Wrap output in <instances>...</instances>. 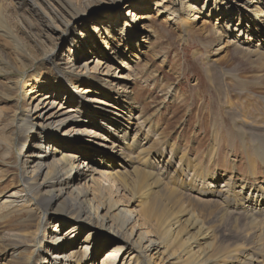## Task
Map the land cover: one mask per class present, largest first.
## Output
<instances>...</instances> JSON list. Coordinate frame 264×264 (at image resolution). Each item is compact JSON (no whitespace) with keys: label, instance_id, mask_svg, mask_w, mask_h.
I'll list each match as a JSON object with an SVG mask.
<instances>
[{"label":"rangeland","instance_id":"1","mask_svg":"<svg viewBox=\"0 0 264 264\" xmlns=\"http://www.w3.org/2000/svg\"><path fill=\"white\" fill-rule=\"evenodd\" d=\"M83 1L0 0V264H27L39 246L43 247V257L34 264H43L44 259V264H54L50 254L55 248L50 238L55 237L56 226L59 227L56 237L62 245L58 250H62L70 247L71 243L65 241L71 239L67 236L76 224L68 219L59 221L63 216L48 211L36 240L39 213L44 214V208L31 207L32 218L24 213L8 219L3 205L24 196L19 193L22 180L18 155L28 137H34L28 143L34 148L36 136H26L14 145H9L8 140L14 117L30 108L37 94L53 96L60 107L68 110L78 106L74 109L78 114L76 121L60 133H52L50 152L53 148L60 154L78 156L85 168L107 176L106 181L114 179L117 189L120 183H125L117 176L119 166L126 170L123 177L131 185L136 183L135 170L140 166L133 165L118 150H108L118 142L122 144L116 126L123 121L108 124L107 118L102 121L101 116L124 111V102L132 111L122 116L139 118L143 133L147 132L149 137L145 155L156 169H164L161 184H167V175L181 168L186 170L190 163L197 169L200 166L204 176L217 175L219 183L236 175L240 180L247 175L243 173L248 168L241 143L264 146V24L247 11L244 0H196L199 19L190 33H186L180 15H172L177 0H119L118 4L107 0ZM259 1L263 7L257 17L264 11V0ZM64 2L77 8L84 17L70 26L55 19L53 7L61 13ZM129 3L136 8L142 6L136 13L144 20L136 27L125 15L128 9L123 7ZM251 23L253 27L248 29ZM101 27L108 32L96 36L95 31ZM215 28L221 31V40L214 36ZM122 39L119 48L117 43ZM224 43L228 46L226 50H222ZM55 63L60 69L81 76L78 86L91 92L85 108L73 95V87L60 85ZM99 65H108L111 73L105 76ZM110 92L112 96L116 92L124 94L120 105L109 106L114 102ZM227 104L230 108L225 107ZM87 115L93 117L91 122L86 121ZM70 129L93 134L61 137ZM96 132L107 141L102 142ZM134 134L132 131L127 140L131 141ZM32 148L30 152L37 154L38 150ZM185 196L192 204L185 197L181 201L193 209L196 220L210 233L218 248L235 252L237 258L246 251L264 264V222L250 228L245 226L244 216L229 220L214 218L199 204V196ZM118 197L120 204L129 209L143 206L133 204L130 194ZM139 201L146 202L144 192ZM29 218L36 222L26 223ZM65 223L68 226L64 228ZM76 227L80 229L72 240L75 247L68 249L70 253L82 258L91 250L96 264H102L106 258L111 264L130 262L132 252L124 242L116 239L108 245L107 241H113L115 236L104 234L101 244L89 245L85 240L103 233L102 229ZM45 234L46 242L41 245ZM243 244L245 248L240 249L238 245ZM116 248L122 250L112 254Z\"/></svg>","mask_w":264,"mask_h":264},{"label":"bare ground","instance_id":"2","mask_svg":"<svg viewBox=\"0 0 264 264\" xmlns=\"http://www.w3.org/2000/svg\"><path fill=\"white\" fill-rule=\"evenodd\" d=\"M107 1L116 2L117 4L119 2V0ZM83 2L94 1L85 0ZM242 2H246L247 11L254 15L260 24H264V11L257 17L259 8L263 7L262 3L259 0H244ZM196 5V0H177L173 3L175 11L172 15H180L179 18L186 33L194 30V25L199 19ZM69 6L71 5L68 4L67 6L64 2L61 4L63 12H57L54 7L51 12L55 19L61 20L66 26L73 25L77 19L84 17L76 11L77 8ZM141 7L136 8L135 4L130 3L123 7L128 9L125 15L134 27L144 20L142 16L136 13L140 11L138 9ZM110 17L107 19L109 20ZM253 24H249L248 29L253 27ZM127 27H129L128 24ZM215 29L213 31L214 36L221 40V31ZM107 32L105 27L95 31L96 36L106 35ZM256 32L259 33V30L256 29ZM132 40L133 37H131ZM83 41L86 45L89 44V41ZM95 41L99 45L98 40ZM113 41L116 42L114 39ZM122 42L123 39L117 43L119 48ZM227 47L224 43L222 50H226ZM57 66L58 64L55 63V67L60 74V85L64 84L68 88L73 87V95L79 98V105H83L82 107L85 108L86 103H89L87 102V95L91 92H85L78 86L81 76L75 74L72 70L60 69ZM98 69L105 72V76L112 71L108 65H99ZM112 87L115 88V86ZM110 96H112L111 92ZM123 96V93L116 92L112 96L114 102L109 103V106L112 108L117 104L120 105ZM32 105H35V107L31 109ZM126 105L128 103L124 102L122 108L124 111H120L119 114L101 116L102 121L103 118H107L106 123L108 124L119 119L123 121L120 126H116L119 128V137L123 139L122 144L118 142L108 150H118L119 154L125 155L128 161L133 162V165L140 166V169L135 170L137 180H135L134 185L129 184L128 180L123 177L127 172L122 165L119 166L117 176H119L120 182H123V179L125 182L119 184V189L113 184L114 179L106 181L104 178H107V176L96 174L88 167L85 168L78 156L60 154L53 148L50 152L51 144L49 142L52 133H60L68 124L76 121L78 114L76 115L74 109L78 106H72L68 110L60 107L53 96L37 94L30 103V108L24 113L22 112V115L21 112L17 113L12 121V131H10L11 136L8 144H18L21 139L23 140L26 136L31 135L36 136L37 142L32 148L28 143L29 139L34 137H28L18 155L22 180L19 193L24 194V196L23 198L21 196L18 201L3 204L8 211V219L12 218L13 215H24V213L32 218L31 214L34 210L31 207L42 206L45 213H39L38 226L36 234H34L36 240L40 235L43 223L47 221L48 211L63 216V218L59 217V221L63 219L73 220L76 224L71 228L70 235L67 236L71 239L65 241L71 243L70 247L58 250V247H62V245L61 239L56 237L59 229L57 226L53 233L55 237L50 238L55 249L53 254H50L51 250L46 254H50L54 264H96V258L93 256L94 254L92 255L91 250H87L90 253L82 258L78 254L70 253V250H68L76 245L72 241L80 229L76 226H95L102 229L103 233L93 234L85 240L89 245L101 244L104 234L115 236L113 241L111 239L107 241L108 245L115 243L116 239L124 242L132 252L128 264H259L260 261L255 259L251 253H246V251H243L240 258H237L235 252L218 248L213 243L210 233L196 220L193 209H188L185 202L181 201V197H185L186 202L191 203V200L185 195L199 196L201 198L198 200L199 204L203 209L209 210L208 214L214 218L229 220L234 216H244L247 222L245 226L250 228L264 222V146L251 145L246 142L241 143L240 147L245 150L248 159V168L246 173H243L247 175L242 176L240 180L236 175V177L232 176L233 178L231 177V179L219 183L216 181L217 175L204 176L200 172V166L197 169L196 166L190 163L186 168L187 171L183 168L174 170L171 176H166L168 177L166 178L167 184H161L164 169H156L145 155L148 148H144V146L149 144V137L146 134L147 132L143 133L144 129L139 118L133 115L129 118L122 116V114H128L132 111ZM225 107L230 108L228 104ZM111 113L113 112L111 111ZM92 118L87 115L86 121L91 122ZM132 131L135 134L132 135V140L129 141L127 138ZM64 133L61 137L70 138L83 134L89 137L93 134V131L92 133H88V131L81 133L70 129ZM96 136L101 137L102 142L107 141L97 132ZM30 148L35 151L38 150V153L30 152ZM162 158H165V155ZM81 180H84V182L81 183ZM137 184L138 186H136ZM206 184L208 185L206 186ZM142 192L146 196L145 203L139 201V195ZM118 194H121L122 197L130 194V197L134 200L132 203H141L142 208L129 209L128 206H122ZM32 221L29 218L25 222ZM33 222H36V220ZM67 226L68 223H65L63 227ZM18 238L22 239L21 237ZM44 242H46V234L40 244L43 245ZM37 243L38 241H36ZM238 246L240 249L245 248L244 244ZM42 249V246H39L38 249L35 248L31 257L28 258L27 264H34L36 259H41L43 257ZM120 250L122 249H113L112 254L116 255L120 253ZM45 262V259L42 260L43 264ZM111 263L106 258L102 264Z\"/></svg>","mask_w":264,"mask_h":264}]
</instances>
